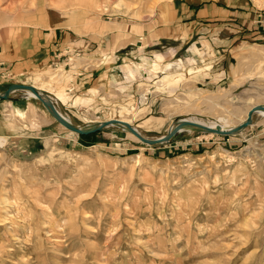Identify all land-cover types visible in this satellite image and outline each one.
I'll return each mask as SVG.
<instances>
[{
    "label": "rangeland",
    "instance_id": "374dc122",
    "mask_svg": "<svg viewBox=\"0 0 264 264\" xmlns=\"http://www.w3.org/2000/svg\"><path fill=\"white\" fill-rule=\"evenodd\" d=\"M173 1L0 0V92L33 84L74 124L126 119L150 139L192 116L237 125L264 104V0L190 29ZM55 28L92 43L91 83L73 89L63 58H23ZM26 90L0 98V264H264L260 113L151 144L121 123L74 132Z\"/></svg>",
    "mask_w": 264,
    "mask_h": 264
},
{
    "label": "crops",
    "instance_id": "0c3cea01",
    "mask_svg": "<svg viewBox=\"0 0 264 264\" xmlns=\"http://www.w3.org/2000/svg\"><path fill=\"white\" fill-rule=\"evenodd\" d=\"M243 2V0H174L172 6L173 18L180 21L181 25L188 29L198 25L201 27L202 25H210L212 28L217 23L220 25L232 24L233 20L238 21L240 16H246L244 14L250 13L248 7H246L245 4L243 5ZM223 27L226 26L223 25ZM258 36L264 41V31L255 34L254 38ZM35 38H37V40ZM223 38L224 37L219 40L222 41ZM33 40L34 47L28 48L30 51L23 58L44 60L51 64H55L58 62L57 60L63 58L65 67H69L67 71L73 75V78L69 81V85H71L73 89L91 83L94 71L98 67L104 66V64H101L102 62H100L99 66H92L91 63L87 62L86 57L82 55L89 51L88 46H91V42L85 44L75 39L71 41L65 32L58 31L57 28L50 31L35 32L33 34ZM78 42L80 46L77 45ZM82 44L87 45L86 48L84 45L81 46ZM224 45H226L225 42L221 43V46ZM68 47H71V55L66 52ZM73 53H76L74 56L79 54V56L76 57L79 61L83 62L82 64H75L72 59L67 60V56L72 58ZM60 54H65V56L61 57V55L58 57L57 55ZM113 67L114 66L110 65L112 70ZM106 68H109V66H106Z\"/></svg>",
    "mask_w": 264,
    "mask_h": 264
},
{
    "label": "water",
    "instance_id": "95a60500",
    "mask_svg": "<svg viewBox=\"0 0 264 264\" xmlns=\"http://www.w3.org/2000/svg\"><path fill=\"white\" fill-rule=\"evenodd\" d=\"M14 86H16V88L20 87V88H27V89H32L35 93H37L40 97H42L41 93L39 92V90L37 89L36 86H34L33 84H25V83H16ZM12 87L8 88L6 91L4 92H0V98H6L9 96V94L11 93ZM44 100V99H43ZM45 105L48 107L49 111L63 124H65L66 126H68V128L70 130H73L74 132H79L81 134H88V133H92L94 130H96L97 128H99L100 126H104L107 125L108 123L111 122V120H114L117 123H121L123 125H127L128 128H130L132 130V132L141 140L144 141L146 143H151V144H156L159 143L161 141L164 140H168L170 139L173 134L175 133L176 130L180 129L181 125L186 122V121H181L180 123H178L177 125H175V128H172L169 130V132L165 135L159 136L158 138H154V139H150L148 137H145L144 135H142L140 132H138L136 130V128H133L132 125L128 122H126L125 120L122 121L121 119H108V121L103 122L102 124H99L98 126H92L91 128H85L84 126H79L77 124H74L73 122L67 120L66 118H64L61 113L58 111L57 109V103L55 101L48 100V101H44ZM259 108H264V104H259V105H253L250 107L248 113H247V117L246 119H244L242 122L238 123L237 125H235L234 128L228 129V130H223L217 127L211 128V131L217 132V133H228V132H234V131H239L241 129H243L244 126H246L249 122H250V118L252 113L255 110H259ZM189 123H194L197 124L198 126H200V128H203L204 130L206 128H208L207 126H205L204 124H200L195 120L192 121H188Z\"/></svg>",
    "mask_w": 264,
    "mask_h": 264
},
{
    "label": "bare ground",
    "instance_id": "6f19581e",
    "mask_svg": "<svg viewBox=\"0 0 264 264\" xmlns=\"http://www.w3.org/2000/svg\"><path fill=\"white\" fill-rule=\"evenodd\" d=\"M10 1V3H8V5H6V6H8L7 8H3L2 10L3 11H5V12H7V11H11L12 10V7H14V4H16V0H9ZM5 7V6H4ZM16 90V86L15 87H12L11 88V90H10V92H13V91H15ZM22 91V90H21ZM27 91V90H26ZM28 93H29V95L30 96H33V97H36V98H38V99H40L41 101H48V100H51L50 98H49V95H45V94H43V92H41L40 90H39V92L41 93V95H42V97H40L37 93H35L32 89H28V91H27ZM29 96V97H30ZM44 99V100H43ZM58 102V101H57ZM57 109H58V111L61 113V115L64 117V118H66L67 120H69V121H71V119H70V117L68 116V115H66L65 113H63L62 112V110L60 109V107H59V105H57ZM260 113L262 116H264V108H259V110H255L253 113H252V115H251V118H250V121H251V119H252V117H253V114L254 113ZM246 119V118H245ZM126 121V122H128L129 123V121L128 120H126V119H123L122 121ZM192 120H195V121H197L198 123H200V124H204L205 126H207L208 128H206L205 130L206 131H211V128H214V127H217V128H220V129H223V130H228V129H231V128H234L235 126H232V125H229L227 122H224V123H222V122H219V121H216V120H212V119H203V118H198V117H196V116H192V117H189V118H187V119H184V120H182V121H186V122H184L180 127L181 128H186V129H189V130H192V129H194V128H200V126H198L197 124H194V123H189L188 121H192ZM72 122V121H71ZM61 123V122H60ZM111 124H119V123H117V122H115L114 120H111V122H110ZM61 125H63V126H65L66 128H68V126H66L65 124H63V123H61ZM123 125V124H122ZM175 125H177V123H174V128H175ZM125 127H127V125H124ZM132 127L133 128H136L135 126H133L132 125ZM128 128V127H127ZM128 129H130V128H128ZM201 129V128H200ZM136 130L138 131V132H140L139 131V129L138 128H136ZM204 130V129H203ZM202 130V131H203ZM238 133H239V131H237ZM142 135H144L143 133H141ZM132 135H134V138L136 139V140H140L134 133L132 134ZM145 136V135H144ZM146 137V136H145Z\"/></svg>",
    "mask_w": 264,
    "mask_h": 264
},
{
    "label": "built area",
    "instance_id": "2783aa9c",
    "mask_svg": "<svg viewBox=\"0 0 264 264\" xmlns=\"http://www.w3.org/2000/svg\"><path fill=\"white\" fill-rule=\"evenodd\" d=\"M70 51H71V47H68V48L66 49V52L69 54Z\"/></svg>",
    "mask_w": 264,
    "mask_h": 264
}]
</instances>
